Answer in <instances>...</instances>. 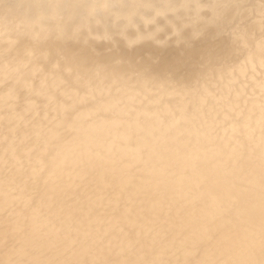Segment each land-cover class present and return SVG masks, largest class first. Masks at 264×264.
<instances>
[{
	"label": "bare ground",
	"instance_id": "6f19581e",
	"mask_svg": "<svg viewBox=\"0 0 264 264\" xmlns=\"http://www.w3.org/2000/svg\"><path fill=\"white\" fill-rule=\"evenodd\" d=\"M0 264H264V0H0Z\"/></svg>",
	"mask_w": 264,
	"mask_h": 264
}]
</instances>
